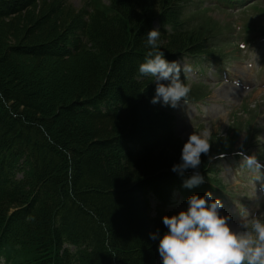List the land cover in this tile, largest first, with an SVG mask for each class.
<instances>
[{"label": "trees", "instance_id": "1", "mask_svg": "<svg viewBox=\"0 0 264 264\" xmlns=\"http://www.w3.org/2000/svg\"><path fill=\"white\" fill-rule=\"evenodd\" d=\"M183 3L109 0L77 9L69 0H0L7 264H161L151 234L167 231L163 216L178 212L167 207L195 170H171L186 141L173 108L150 102L156 85L138 66L154 28L168 60L205 50L203 23ZM46 62L51 76L37 75ZM213 149L210 142L201 155L200 173Z\"/></svg>", "mask_w": 264, "mask_h": 264}, {"label": "rangeland", "instance_id": "2", "mask_svg": "<svg viewBox=\"0 0 264 264\" xmlns=\"http://www.w3.org/2000/svg\"><path fill=\"white\" fill-rule=\"evenodd\" d=\"M108 1L70 0L77 9L107 5ZM259 7H264V0H190L186 4L187 17L196 15L199 22L206 18L217 28L214 40H209L214 54L169 60L188 65L190 71L186 75L182 71L181 79L198 87L189 93L191 98L198 99L196 105L181 102L174 110L176 134L184 141L192 132L204 131L214 144V153L243 148V152L255 153L264 160V89L259 87L264 81V40L256 35L264 29V9ZM233 23L243 26L236 28ZM247 24L252 27L250 32H246ZM247 34L256 35V39L242 47L239 39ZM192 63L196 66L192 67ZM45 65L46 68L36 70L37 75L51 76L53 66L49 62ZM249 65L252 71L246 68ZM239 162L240 156L232 153L219 163L213 161L205 170L210 172L217 165V175H210L221 185L216 198L223 203L221 213L231 215L230 223L237 228L242 223V213H264V179L255 180V173L241 169ZM251 202L255 207H251ZM0 264L5 263L0 259Z\"/></svg>", "mask_w": 264, "mask_h": 264}, {"label": "clouds", "instance_id": "3", "mask_svg": "<svg viewBox=\"0 0 264 264\" xmlns=\"http://www.w3.org/2000/svg\"><path fill=\"white\" fill-rule=\"evenodd\" d=\"M158 29L147 33L149 50L138 66L141 76H150L155 82V94L151 103L177 108L188 102L190 86L181 79V72L190 71L188 65L166 59L160 50ZM210 141L207 132H192L181 150L180 161L173 164L172 171L183 176L188 169L192 175L183 186L193 188L204 183L198 171L201 155H208ZM239 165L255 173V180L264 179V162L255 153L240 151ZM211 159V157H210ZM187 207L172 215H164L162 222L167 231L151 234L159 241L158 253L161 264H264V213L249 216L242 213L239 227H234L228 215H221L223 203L213 199V192L203 195L194 192L186 200Z\"/></svg>", "mask_w": 264, "mask_h": 264}, {"label": "bare ground", "instance_id": "4", "mask_svg": "<svg viewBox=\"0 0 264 264\" xmlns=\"http://www.w3.org/2000/svg\"><path fill=\"white\" fill-rule=\"evenodd\" d=\"M243 63V62H242ZM249 71H252V66H246Z\"/></svg>", "mask_w": 264, "mask_h": 264}]
</instances>
